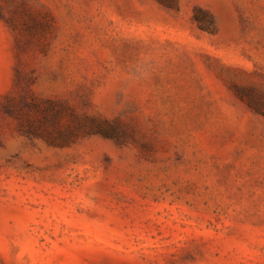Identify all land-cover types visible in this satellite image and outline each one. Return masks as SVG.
<instances>
[{
  "label": "rangeland",
  "instance_id": "374dc122",
  "mask_svg": "<svg viewBox=\"0 0 264 264\" xmlns=\"http://www.w3.org/2000/svg\"><path fill=\"white\" fill-rule=\"evenodd\" d=\"M0 264H264V0H0Z\"/></svg>",
  "mask_w": 264,
  "mask_h": 264
}]
</instances>
